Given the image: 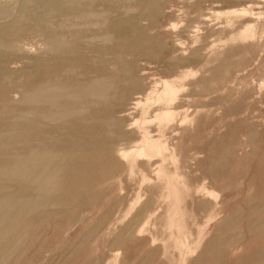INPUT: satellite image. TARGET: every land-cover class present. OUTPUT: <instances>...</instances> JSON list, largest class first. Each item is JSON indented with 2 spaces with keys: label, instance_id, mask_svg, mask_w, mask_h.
I'll return each instance as SVG.
<instances>
[{
  "label": "rangeland",
  "instance_id": "rangeland-1",
  "mask_svg": "<svg viewBox=\"0 0 264 264\" xmlns=\"http://www.w3.org/2000/svg\"><path fill=\"white\" fill-rule=\"evenodd\" d=\"M25 120L107 171L2 264L264 259V0H0V138Z\"/></svg>",
  "mask_w": 264,
  "mask_h": 264
},
{
  "label": "bare ground",
  "instance_id": "bare-ground-1",
  "mask_svg": "<svg viewBox=\"0 0 264 264\" xmlns=\"http://www.w3.org/2000/svg\"><path fill=\"white\" fill-rule=\"evenodd\" d=\"M47 93H50L49 90ZM15 126L16 131H9L5 137L0 138V264L3 263L2 255L6 250L4 241L11 236L20 235L26 223L33 224V218L44 212L39 205H67L66 202L74 200L87 188L93 179L91 175L101 177L107 171L101 170L104 158L99 153V147L94 146L93 141V145H90L80 139V133L72 131L70 134L76 141H55L41 147L38 152L33 148V121L25 120ZM1 155L11 159L7 162ZM33 186L46 192L39 195L35 203L33 191L36 189L33 190ZM8 191L13 196L8 197ZM250 260L251 258L242 260L240 264H264L262 257L256 263Z\"/></svg>",
  "mask_w": 264,
  "mask_h": 264
}]
</instances>
